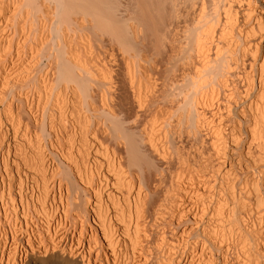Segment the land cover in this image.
Returning a JSON list of instances; mask_svg holds the SVG:
<instances>
[{
    "label": "bare ground",
    "instance_id": "6f19581e",
    "mask_svg": "<svg viewBox=\"0 0 264 264\" xmlns=\"http://www.w3.org/2000/svg\"><path fill=\"white\" fill-rule=\"evenodd\" d=\"M0 264H264V0H0Z\"/></svg>",
    "mask_w": 264,
    "mask_h": 264
}]
</instances>
